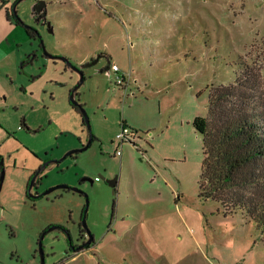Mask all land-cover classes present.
<instances>
[{"label":"rangeland","instance_id":"obj_1","mask_svg":"<svg viewBox=\"0 0 264 264\" xmlns=\"http://www.w3.org/2000/svg\"><path fill=\"white\" fill-rule=\"evenodd\" d=\"M14 1L0 0V264H35L51 227L48 264H264L255 222L200 196L193 123L244 60L264 61V0H20L35 37L7 20ZM124 121L138 136L120 146ZM62 183L84 193L33 200ZM85 193L94 244L71 251Z\"/></svg>","mask_w":264,"mask_h":264},{"label":"trees","instance_id":"obj_2","mask_svg":"<svg viewBox=\"0 0 264 264\" xmlns=\"http://www.w3.org/2000/svg\"><path fill=\"white\" fill-rule=\"evenodd\" d=\"M18 2L15 0L7 7L6 18L24 27L30 37H35L37 30L17 14ZM263 70V60H244L233 82L219 84L210 93L208 115L196 116L193 123L203 136L200 196L221 203L220 211L224 215L240 212L248 216L260 230L264 243ZM70 93L72 105L86 124L81 110L84 105L76 104L72 99L73 90ZM2 158L0 156V162Z\"/></svg>","mask_w":264,"mask_h":264},{"label":"water","instance_id":"obj_3","mask_svg":"<svg viewBox=\"0 0 264 264\" xmlns=\"http://www.w3.org/2000/svg\"><path fill=\"white\" fill-rule=\"evenodd\" d=\"M20 1V0H19ZM19 3V2H18ZM40 9H44V7L42 6ZM18 14V13H17ZM21 19V18H20ZM22 20V19H21ZM31 27V25H28ZM38 32V31H37ZM98 60V58H97ZM95 62V61H94ZM93 62V63H94ZM110 65L108 64L106 68H109ZM74 94H72V99L74 101ZM76 104H78L79 102H76L74 101ZM81 110L83 111V114H84V117H85V120H86V125L91 129V124H90V120H89V117L87 115V112L85 111L84 107L81 108ZM92 138H93V134L91 133V138H90V142L92 141ZM89 143H87L86 145L82 146L81 148L79 149H75V150H84L86 149L88 146H89ZM71 154V151L70 153ZM0 164H4V159L1 160ZM40 171L43 170V167L39 169ZM39 173V171H37V173L35 174V176ZM5 175H6V168L5 166L3 167L1 173H0V191H1V188H2V185H3V181L5 179ZM34 181L35 179L33 178L31 180V183H30V188H29V191L31 189V187L34 185ZM108 182L113 186V187H116L117 185V178H113V179H109ZM57 188H62V189H72L74 191H79V192H83V190H81L79 187H75V186H70L68 184H65V183H62V184H58V185H55L53 187H50L49 189L45 190L43 193H37L35 194L34 197H37L39 195H44V194H47L49 192H51L52 190H55ZM84 193V192H83ZM86 205H85V208L83 210V217H82V225L85 229H87L88 233L90 234V239L88 241H86V243L82 244L83 246L85 244H90L93 240H94V236L93 234L90 232V230L88 229V226H87V213H88V209H89V205H90V200H89V197H88V194H86ZM55 227H51V228H47L46 230H44L40 236V239H39V252L41 254V258H42V264H46V253H45V248H44V238H45V235L47 234L48 231H50L51 229H53ZM69 238L71 239V237L69 236ZM82 245H80L79 247H81Z\"/></svg>","mask_w":264,"mask_h":264},{"label":"built area","instance_id":"obj_4","mask_svg":"<svg viewBox=\"0 0 264 264\" xmlns=\"http://www.w3.org/2000/svg\"><path fill=\"white\" fill-rule=\"evenodd\" d=\"M111 69L117 73V82L120 84L126 83V76L125 74H120L119 71L121 70L119 65L115 62L111 63ZM136 136H138V132L132 129L126 121L122 123V130L117 134V138L120 142V146L124 143V141L134 142L136 139ZM120 150H117V153H119Z\"/></svg>","mask_w":264,"mask_h":264},{"label":"flooded vegetation","instance_id":"obj_5","mask_svg":"<svg viewBox=\"0 0 264 264\" xmlns=\"http://www.w3.org/2000/svg\"><path fill=\"white\" fill-rule=\"evenodd\" d=\"M5 166V163L4 164H0V173H1V171H2V169H3V167ZM65 190H68V189H65ZM72 190V189H71ZM35 198V197H34ZM34 200V199H33ZM82 217H83V215H82ZM46 230V229H45ZM42 234V233H41ZM41 236V235H40ZM40 236H39V239H40ZM80 237V239L79 240H81V241H85V243H86V241H87V237H88V235H87V230L83 227V225H82V221H81V223H80V235H79ZM39 239H38V241H37V246H38V248H37V253H36V256L35 257H37L38 258V261H36L35 262V264H42V258H41V254H40V252H39ZM71 250L72 251H74V250H76V249H85L86 248V246H91L92 244H94V240L90 243V244H85L84 246H81V247H84V248H79V246L78 245H75V244H73V242L71 241ZM44 248H45V253H46V264H48V257H49V254H48V252H47V250H46V246H45V242H44ZM54 264H58V263H54Z\"/></svg>","mask_w":264,"mask_h":264},{"label":"crops","instance_id":"obj_6","mask_svg":"<svg viewBox=\"0 0 264 264\" xmlns=\"http://www.w3.org/2000/svg\"><path fill=\"white\" fill-rule=\"evenodd\" d=\"M8 134H9V133H8ZM8 134H7V135H8ZM7 137H8V136H7ZM2 159H4V158H2ZM4 163H5V160H4Z\"/></svg>","mask_w":264,"mask_h":264},{"label":"bare ground","instance_id":"obj_7","mask_svg":"<svg viewBox=\"0 0 264 264\" xmlns=\"http://www.w3.org/2000/svg\"><path fill=\"white\" fill-rule=\"evenodd\" d=\"M39 178V177H38Z\"/></svg>","mask_w":264,"mask_h":264}]
</instances>
